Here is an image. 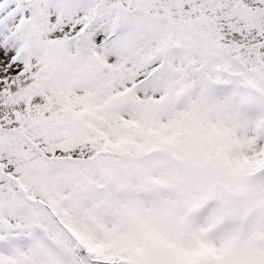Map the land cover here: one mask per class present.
I'll return each mask as SVG.
<instances>
[{"label": "snow or ice", "instance_id": "snow-or-ice-1", "mask_svg": "<svg viewBox=\"0 0 264 264\" xmlns=\"http://www.w3.org/2000/svg\"><path fill=\"white\" fill-rule=\"evenodd\" d=\"M0 264H264V0H0Z\"/></svg>", "mask_w": 264, "mask_h": 264}]
</instances>
